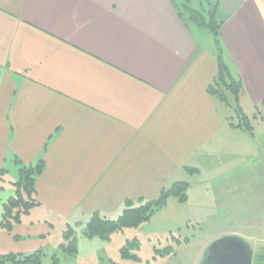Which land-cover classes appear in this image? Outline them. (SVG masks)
I'll use <instances>...</instances> for the list:
<instances>
[{
    "label": "crops",
    "instance_id": "crops-1",
    "mask_svg": "<svg viewBox=\"0 0 264 264\" xmlns=\"http://www.w3.org/2000/svg\"><path fill=\"white\" fill-rule=\"evenodd\" d=\"M189 9L220 23L214 48ZM218 54L264 123V0H0V215L15 159L44 165L0 254L59 243L68 221L114 219L208 166L241 130L207 90Z\"/></svg>",
    "mask_w": 264,
    "mask_h": 264
},
{
    "label": "rangeland",
    "instance_id": "rangeland-1",
    "mask_svg": "<svg viewBox=\"0 0 264 264\" xmlns=\"http://www.w3.org/2000/svg\"><path fill=\"white\" fill-rule=\"evenodd\" d=\"M201 32L214 48V34L206 28ZM243 113L252 133L228 129L227 146L208 166L186 175L184 200L170 196L148 220L104 236L85 234L87 219L70 220L59 243L54 235L48 238L41 264H200L208 246L227 237L250 250V264L257 259L264 264V123L253 116L260 115L256 109L244 107ZM225 114L229 123H239L232 107ZM30 214L31 220L42 215Z\"/></svg>",
    "mask_w": 264,
    "mask_h": 264
},
{
    "label": "trees",
    "instance_id": "trees-1",
    "mask_svg": "<svg viewBox=\"0 0 264 264\" xmlns=\"http://www.w3.org/2000/svg\"><path fill=\"white\" fill-rule=\"evenodd\" d=\"M186 19L187 21H194L200 26L205 25L214 34L215 41L218 42L217 35L220 23L214 22V20L206 23L203 15L193 9H189ZM207 90L219 101L231 106L237 116H239V123L235 125L230 123L231 126L252 133L248 117L243 113L237 101L243 91V86L238 78L230 74L228 67L219 54L217 56V73ZM230 95L232 97H230ZM15 161L18 164V176L17 179L10 184L14 189V194L2 204L0 215V228L8 232L11 231L14 225L21 222L22 217L27 214L32 207L37 205L34 196L35 181L44 167L41 160H38L32 165H24L18 159H15ZM187 169L192 172L196 171L193 168ZM4 172V169H0V175ZM187 188V182L175 181L169 187L161 189L158 195L153 199L142 200L137 204L131 200H125L122 204L120 213L115 219L108 218L99 212H93L87 218L86 230L84 233L87 235L104 236L105 234L108 235L111 232L119 231L123 227L136 226L148 220L151 214L165 204L170 196H175L180 200H184L186 198L185 191ZM67 227H69V225H67ZM68 233L69 231H67V234ZM64 235L67 237L66 234ZM68 242L71 243V240ZM125 251L123 252L124 254H126ZM44 257L45 254L41 249L30 253L11 252L0 254V264H41ZM261 261L263 260L257 259L254 264H262Z\"/></svg>",
    "mask_w": 264,
    "mask_h": 264
},
{
    "label": "water",
    "instance_id": "water-1",
    "mask_svg": "<svg viewBox=\"0 0 264 264\" xmlns=\"http://www.w3.org/2000/svg\"><path fill=\"white\" fill-rule=\"evenodd\" d=\"M228 246L236 247L239 250L240 254H242L243 261H242V257H240L239 259H235L233 256L226 255L224 257H221V259L223 260L222 264H240V263L250 264V255L247 256L245 254V251L247 250L246 246L240 240L233 238V237L222 238V239L215 241L208 248V251H212L215 248H221L225 250V247H228ZM207 255L205 256V259L202 264H209L210 257L209 255L208 256ZM239 260H241L242 262H239Z\"/></svg>",
    "mask_w": 264,
    "mask_h": 264
},
{
    "label": "flooded vegetation",
    "instance_id": "flooded-vegetation-1",
    "mask_svg": "<svg viewBox=\"0 0 264 264\" xmlns=\"http://www.w3.org/2000/svg\"><path fill=\"white\" fill-rule=\"evenodd\" d=\"M210 246H208L209 248ZM208 248L207 250L204 252L203 254V257H202V261L200 264L203 263L204 259H205V256L208 254L209 257H210V260H209V264H222L223 260L221 259V257H224L226 255H230V256H233L235 259H239L240 257H242V261H243V256L242 254H240L239 250L236 248V247H233V246H228V247H225V250L224 249H221V248H215L214 250L212 251H208ZM238 250V252H237ZM245 254L248 256L250 255V258H251V254H250V250L247 248V250L245 251ZM207 255V256H208ZM241 260H239V262H242ZM241 264V263H240Z\"/></svg>",
    "mask_w": 264,
    "mask_h": 264
}]
</instances>
